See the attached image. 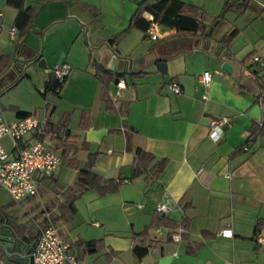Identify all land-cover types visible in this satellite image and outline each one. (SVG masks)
I'll list each match as a JSON object with an SVG mask.
<instances>
[{
    "label": "crops",
    "instance_id": "1",
    "mask_svg": "<svg viewBox=\"0 0 264 264\" xmlns=\"http://www.w3.org/2000/svg\"><path fill=\"white\" fill-rule=\"evenodd\" d=\"M48 1L25 0L36 11ZM60 1L68 16L44 32L46 64L28 68L39 70L44 88L55 64L70 65L42 113L49 115L48 103L52 121L67 113L70 135L56 138L40 130L28 135L30 140L47 138L61 163L50 174L38 175V193L21 199L24 211L13 210L1 198L0 206L16 223L40 228L37 216L49 214L45 204L54 196L64 199L62 191L93 153L95 172L122 181L103 193L94 187L78 192L72 216L59 220L61 235L79 264H264V129L258 131L264 120V78L250 60L255 53L264 57V0L232 4L219 24L211 18L221 12L224 0H183L201 6L208 25L213 24L208 49L191 36L169 46L176 37L171 27L160 26L158 39L138 27L120 33L139 0ZM0 12V55L10 57L0 85H10L19 77L14 59L26 49L19 32L9 37L17 9L0 0ZM233 29L236 33L224 48L219 40ZM150 51L153 58L166 60L165 72L149 61L136 69L129 65L127 58L133 61ZM89 52L105 69L126 75L107 82L97 77ZM226 59L231 71L221 67ZM204 70L212 74L208 84L201 81ZM121 79L124 85L118 84ZM171 81L182 90H171ZM16 109L37 111L14 106L11 117L3 113L15 118ZM219 115L231 121L214 140L208 121ZM137 147L165 160L162 168L130 177ZM165 194L173 206L159 212L156 204ZM33 201L36 208L28 213L25 206ZM51 211L60 214L56 207ZM179 224L185 228L174 241L171 234ZM223 229L231 234L219 233ZM138 232L145 236L134 237ZM14 236L26 243L28 231L15 226ZM138 239L148 247L141 257L133 252ZM90 241L94 248L85 245Z\"/></svg>",
    "mask_w": 264,
    "mask_h": 264
},
{
    "label": "trees",
    "instance_id": "2",
    "mask_svg": "<svg viewBox=\"0 0 264 264\" xmlns=\"http://www.w3.org/2000/svg\"><path fill=\"white\" fill-rule=\"evenodd\" d=\"M5 2L17 9L14 18V26L18 28L21 35H24V33L32 25L36 12L34 6L26 4L25 0H5ZM235 3L246 4L247 0H224L221 12L212 17L211 21L215 20L218 24L224 21L225 12L232 7V4ZM144 10L148 11L152 15L153 21L158 23L160 26L175 28L174 35L176 36H191L193 39H198L197 42L200 41L201 44H204V42L213 34V31H211L209 35L205 34V30L208 26L206 20L209 18L205 10L197 4L183 0H139L127 26L120 33L124 34L133 27L142 28L145 31L150 23V20L142 15ZM235 33L236 29L231 30L229 33H224L222 38L219 40L224 48L228 47L229 42L234 37ZM89 61L95 66L94 75L102 78L106 82L112 79L116 80L120 76L126 75L125 72L112 73L108 69H105L99 61L91 57L90 52ZM9 65V55L1 54L0 75L9 67ZM65 79L63 81H58L53 73L50 74L45 81L42 93L44 95L49 92L57 93L56 87H61ZM47 108L49 115L45 118L46 121L43 128L40 129V134L42 135L47 132L56 138L64 137V139H66L69 137L68 114H62L59 120L54 122L50 119L51 110L49 109V103L47 104ZM16 114L17 116H24L29 113L25 110L16 109ZM263 129L264 120L262 125L258 126V131ZM164 162L165 160L163 159H156L150 151L137 147L135 149V162L132 166L130 177L136 176L142 171L148 170L150 167L157 171L162 168ZM93 163V153H90L87 161L78 168L73 183L65 187L62 191L64 199L59 200L58 197L54 196L48 203L45 204V208L48 210L49 214L42 216L39 220L38 223L40 228L33 230L32 227L28 226L26 223L15 222V226L18 227L20 231H28L27 240L37 238L41 229L49 222L57 225L59 220H68L75 210L74 199L78 192L91 187L98 189L101 193L117 188L118 184L122 180L119 178H104L102 175L93 170ZM74 164L78 166V163L75 162ZM54 207L59 209V215H56L51 211ZM15 219L16 217H14V220ZM142 234L145 236L144 233L138 232L134 234V237L137 238ZM85 245L91 249L94 248L96 243L90 241L86 242ZM147 248L148 247L146 245L141 243V239H138L137 243L133 247V252L136 256L141 257L147 251Z\"/></svg>",
    "mask_w": 264,
    "mask_h": 264
},
{
    "label": "built area",
    "instance_id": "3",
    "mask_svg": "<svg viewBox=\"0 0 264 264\" xmlns=\"http://www.w3.org/2000/svg\"><path fill=\"white\" fill-rule=\"evenodd\" d=\"M1 14V12H0ZM150 20L145 32L151 39H158L162 32L160 25L153 21L151 14L144 13ZM19 30L12 26L9 37L12 39ZM252 63L258 65L264 78V57L258 53L250 56ZM52 73L58 81H63L70 70L67 62L55 64ZM212 78L209 70L201 73V81L208 84ZM118 84L124 85L121 79ZM168 87L174 92H180L181 86L176 81L168 83ZM60 89L56 87V91ZM45 117L38 118L32 113L15 118H8L3 113L0 104V187L7 190L14 200H21L38 193L39 174H50L61 163V157L56 152L47 138H36L30 140L28 135L43 128ZM231 118L227 115L212 116L208 121V135L218 140ZM263 121L261 122L262 125ZM8 137L10 148L7 149L2 139ZM173 203L166 194L156 204L157 211H169ZM184 227L179 224L172 232L174 241L181 239ZM219 233L231 234L229 229H223ZM69 246L63 239L58 226L52 222L47 223L35 239L32 255L33 264H79L78 259L68 250Z\"/></svg>",
    "mask_w": 264,
    "mask_h": 264
},
{
    "label": "water",
    "instance_id": "4",
    "mask_svg": "<svg viewBox=\"0 0 264 264\" xmlns=\"http://www.w3.org/2000/svg\"><path fill=\"white\" fill-rule=\"evenodd\" d=\"M42 8L45 11L47 10V13L45 12L44 14ZM42 8L41 11L38 10L35 12L31 27L22 36L21 44L22 47L26 49V53L22 51L19 56L14 59L13 67L19 73L18 79L23 77L27 73V68L34 63L38 66H45L46 61L42 55L44 48V32L49 25L56 21L63 20L68 16L66 4L60 0L48 1ZM214 23L215 21H213V24ZM213 24L207 26L205 30L206 35L210 34ZM83 25L86 28V25ZM188 40H191V37L176 36L168 45L179 46L180 42H186ZM203 47L205 49L209 48V38L204 42ZM153 53L154 51H150L146 55L136 57L133 61L130 58H127V60L129 65L134 69L138 68V66L144 64L146 61H149L150 63H155L159 71L165 72L166 60L162 57L153 58ZM221 67L226 71H231L232 64L226 59L222 61ZM16 81L12 84H15ZM5 239H1L4 241L1 243L2 246H0V264H33L32 250L35 241L32 242L30 246L26 247L24 245L21 247L15 244L14 246H8L5 244L7 238Z\"/></svg>",
    "mask_w": 264,
    "mask_h": 264
},
{
    "label": "rangeland",
    "instance_id": "5",
    "mask_svg": "<svg viewBox=\"0 0 264 264\" xmlns=\"http://www.w3.org/2000/svg\"><path fill=\"white\" fill-rule=\"evenodd\" d=\"M26 74L27 75L20 79L16 84L0 85V104L6 115L10 117L13 115L12 112H14V106H21L31 110L32 112H34V110L36 109L37 111L34 112V115L41 119L43 118L42 113L46 101H52L55 98V94L50 92L44 95L42 93V75L39 70L28 68ZM2 143L7 149L10 148V143L7 136L2 139ZM0 198L5 203L9 204V206H11L13 210L19 209L24 211V208L21 207L22 205H25L26 202H21V200H14L9 195L7 190L2 186L0 187ZM36 198V200L38 201V197ZM25 207L30 208L28 210L29 213L31 212L30 210H32L31 208H36V205L33 201L31 205H26ZM38 213L40 212L37 211L33 214L35 216L38 215ZM37 218L41 219L40 215L37 216Z\"/></svg>",
    "mask_w": 264,
    "mask_h": 264
},
{
    "label": "flooded vegetation",
    "instance_id": "6",
    "mask_svg": "<svg viewBox=\"0 0 264 264\" xmlns=\"http://www.w3.org/2000/svg\"><path fill=\"white\" fill-rule=\"evenodd\" d=\"M15 222L14 215L9 212V210H5V207L0 206V246L1 243L7 238V241L5 242L8 246H30L32 242L35 241L36 238L27 240L26 243H24L22 240H17L14 236L15 233ZM6 240V239H5Z\"/></svg>",
    "mask_w": 264,
    "mask_h": 264
}]
</instances>
